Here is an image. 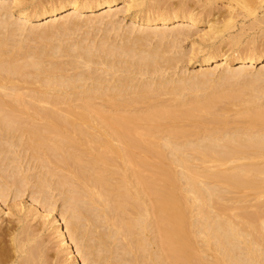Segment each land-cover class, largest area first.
I'll return each instance as SVG.
<instances>
[{"label":"bare ground","instance_id":"6f19581e","mask_svg":"<svg viewBox=\"0 0 264 264\" xmlns=\"http://www.w3.org/2000/svg\"><path fill=\"white\" fill-rule=\"evenodd\" d=\"M29 1L0 0V264H45L38 230L50 226L70 264H264V201H257L255 212L243 205L247 194L258 200L264 196L263 105L253 95L239 101L242 106L253 104L240 110L245 122L235 126L238 122L233 121L231 127L225 114L233 106L231 99L243 94H225L220 87L211 96L198 94L202 85L215 83L208 71L191 75L189 82L181 78L177 85L153 79L156 86L150 80L137 85L136 78L128 77L161 74L176 64L166 54L171 50L159 42L191 37L212 8L199 12L184 3L177 10L163 9L156 2L154 10L148 0ZM258 8L259 17L257 11H244L254 18L251 27L263 29L264 3ZM95 11L103 13L87 18V24L110 25L114 31H120L114 18L134 11L129 32L143 25L148 27L146 36L127 34L131 37H124L122 44L107 38L99 46L73 41L69 32L79 29V17ZM227 19L232 23L236 16L229 13ZM35 20L46 22L53 37H64L66 43L59 39L54 44L47 32L49 36L39 33L38 39L27 40H35L31 44L17 39ZM201 35L209 43L191 51L202 55L201 69L238 66L221 76L223 85L264 61V48L237 51L239 36L232 38V54H221L216 41L223 35L217 26L211 24ZM153 36L161 40L156 46ZM63 57L70 59L72 70H83L70 74L67 61H60ZM104 75L112 76L109 83ZM199 75L208 76L200 80ZM256 82H264V67L242 84L264 95ZM167 94L169 101H161ZM223 99H230L226 111L212 112ZM25 142L32 161L46 168L37 181L31 176L35 182L30 180L31 168H23ZM29 189L45 204V214L18 200ZM55 190L65 195L60 218L50 208ZM233 192L242 194L236 195L237 202L232 198L244 207L237 205L240 214L227 206V195ZM31 220L41 226L33 227ZM153 228L158 244L150 241Z\"/></svg>","mask_w":264,"mask_h":264},{"label":"rangeland","instance_id":"374dc122","mask_svg":"<svg viewBox=\"0 0 264 264\" xmlns=\"http://www.w3.org/2000/svg\"><path fill=\"white\" fill-rule=\"evenodd\" d=\"M8 2H9V0H7ZM28 0H25V2H27ZM34 2H39L40 0H33ZM142 1V0H141ZM144 1V0H143ZM147 1V0H146ZM148 1H150V4L153 6V3H155V5L156 6H158V4H159V6L157 7V8H159L160 6H161V4H162V6L160 7V8H163V9H168L169 7V9H175V10H177L178 8H176V7H179L180 5H184V3H186L185 5L187 6V4H189L188 6H190V5H192V6H195L194 8H196L197 7V9H200L199 10V12L200 11H203L204 9H205V11H208L209 9L211 10V8H212V11H210L209 13H210V16H208L207 18H206V20L204 21V22H202L201 24H199V25H197L195 28H193V31L195 32V34H193L191 37H185V36H181V39H179V40H174V39H166V40H164V41H162L163 43H161V42H159V41H161L160 40V38L159 37H152V40L151 41H153V43H155V42H157V39L159 38V40H158V42L160 43H157V44H159V45H163L164 43V48L165 47H167V48H165V49H167V50H171V52H170V54H169V52H167L166 54H168L167 56L168 57H170V56H172V58L174 59H172L173 60V62L174 63H176V64H173L172 63V65H169V68H167L163 73H158L157 75L156 74H154V75H141L140 76V74H138V75H136V74H131V75H128V77H129V80L133 77V79L134 78H136L135 79V81H134V84L136 83L137 85H140L141 83L139 82V81H144V82H146V80L148 81V83H149V80L151 81L152 79L154 80L153 82H156V83H161V82H165V81H167V80H170L171 82H172V84L173 85H177L178 83H179V80L181 79V78H185V79H187V81L189 82L190 81V76L191 75H193V74H197V73H199V72H203V71H208V72H210V74H209V78L210 79H214V81H215V83H217V84H215V83H210L211 81H209V82H207L206 84H204V85H202V87H201V89H202V91L199 93L198 92V94H207V95H209V96H211L210 94H212V95H214L213 94V92H214V90H217V88L218 87H220L219 89H222L223 91H224V93L225 94H228L229 93V95L231 94H236L237 96L239 95L238 94V92L241 94H243V96H241L240 98L238 97V98H236V100L235 99H231V104L233 105V106H231L230 104V106H231V108H230V110H228V112H226V117L227 118H229L228 119V121L230 122L229 124L231 125L232 124V122L233 121H235V122H238V123H235L234 125L236 126V124H240V123H242V122H240V121H243V120H245V117H242L241 115H239V114H241V112H240V110L242 109L243 110V108L242 107H244L245 108V106H247V105H250L249 103L248 104H243V106L240 104V102L239 101H241V100H243V99H246V98H248V96L249 95H253L254 97H256V104L258 105V104H260V105H263V108H264V95H263V93L262 92H257L256 90H254L253 92H251V89H249L248 87H244V86H242V84H245V83H247V82H250L251 80H253L254 79V77H256L257 75H258V72L264 67V61L263 62H260V63H256V64H254L253 65V67L252 66H248V72L246 73V74H244L243 76L241 75V77L240 78H238L235 82L234 81H229L228 83L227 82H225L224 83V85H223V82L224 81H220V78H221V76L224 74V73H226V70L228 69V70H236V68H238V66L237 65H235V64H233V65H231V67L230 66H228V67H219V68H216V66H215V64H213V65H211V66H208L207 67V70H204V69H201L199 66H198V64H199V61H200V56H202L201 54H199V56H194L193 55V53L191 52L192 51V49H193V47L194 48H198L199 46L201 47V46H204V45H207V43H209V42H207V41H205V39H203V38H201L200 36H202L201 34H204V32H206V31H208L209 30V26L212 24V25H214V26H217L219 29H221V32H222V35H223V37L222 38H219V39H217V41H216V45H219L220 46V50H221V54H223V53H225L226 51H227V54H232V49L234 48L232 45V38L233 37H236V36H239L241 39H242V41H241V44L240 45H238V46H236L235 48L237 49V51L238 50H240V51H246V50H252V49H254V50H257V49H263L264 48V34L262 33V30L264 29V25L262 26L263 27V29L262 28H259V27H251V25H252V21L254 20V18H253V16H247V13H246V11H244V9H245V7L246 8H249V10L248 11H250V12H252V13H255V11H257L256 12V14L258 13V12H260V10H259V8H258V5L260 4V3H264V1L263 0H148ZM159 1V2H158ZM29 2H31V0L29 1ZM28 2V3H29ZM156 2L158 3V4H156ZM209 3V4H208ZM147 4L149 5V2H147ZM204 4V5H203ZM155 5L153 6V9H154V7H155ZM164 5V6H163ZM178 5V6H177ZM199 5H201V6H199ZM202 5H203V7H202ZM191 6V7H192ZM204 6H206V7H204ZM209 7V8H208ZM197 9H196V11H197ZM155 10V9H154ZM244 11V12H243ZM247 11V12H248ZM243 12V13H242ZM103 12L102 11H95V13L93 12V13H84V14H82V16H80L79 17V21L78 22H80V24H81V26L80 25H78V27H76V28H79V29H77V31H76V33H75V30L73 29L71 32H69L70 33V35L69 36H71L74 40L73 41H75V42H77V40L79 41V40H81V41H83L84 42V45H88L89 43V45H93V44H97L98 46L101 44V42H103L104 41V39H107L108 38V41H109V43H116V44H122V42H123V40L122 39H124V42H125V38H126V36H128V37H131V36H129V35H127V34H130V35H138L137 37H139V35L140 36H146L145 34H146V30H148V27H144L143 25H142V27H141V25H138V27L136 26L135 27V32L133 31L132 33L131 32H129V27L131 26L130 25V23H131V21H132V19H133V15H134V11L133 12H123V13H119L114 19H116V24H119L120 25V31H119V29L115 32L114 30H110V29H113V28H111V26L109 25H107V26H104V25H99L98 23L97 24H95L94 25V27H93V25L91 26L90 25V23L89 24H87V22H86V19L87 18H91V17H97L98 15H100V14H102ZM133 13V14H132ZM229 13H233L235 16H236V20H235V22L233 21L232 23L231 22H229L228 21V19H227V16L229 15ZM246 13V14H245ZM241 14H245L247 17H245V19H244V17H241L242 15ZM238 15H240V16H238ZM257 16L259 17L260 15H259V13L257 14ZM2 17V18H1ZM0 17V22L3 20V16H1ZM59 18V17H58ZM2 19V20H1ZM217 19H218V21H217ZM13 20L14 21H17L18 22V20H17V17H14L13 18ZM212 22H210V21ZM213 20V21H212ZM215 20V21H214ZM210 22V23H209ZM214 22V23H213ZM46 22H44V21H41V22H38V21H31L30 23H27V27H29L28 28V30H26L25 32H24V34H22V35H20L19 37L17 36L16 38L18 39V38H20V40L22 39V41H23V39H24V41H25V43L24 44H26V43H28V41H30L31 39H38V35L37 34H39V33H48V34H51L52 35V37H53V34H52V32L50 31L51 30V28H49V27H46L45 24ZM85 23V24H84ZM79 24V23H78ZM243 25H245V26H243ZM87 26V27H86ZM91 26V27H90ZM32 27H34V28H32ZM143 27H144V29H143ZM173 27H176V24H173V25H170V27L169 28H172L173 29ZM242 27H243V29H242ZM31 28H32V31H33V33H32V31H30L31 30ZM159 28V27H158ZM166 28V27H165ZM164 28V29H165ZM168 28V29H169ZM163 29V30H164ZM167 29V28H166ZM141 30H144V32L142 33L141 32ZM0 31H1V29H0ZM74 31V32H73ZM3 32L5 33L6 31L5 30H3ZM2 32V33H3ZM51 32V33H50ZM47 33H46V35H47ZM71 33H73V35H71ZM141 33V34H140ZM58 34V33H57ZM143 34V35H142ZM41 35V34H40ZM50 35V36H51ZM133 36V37H136V36ZM1 36V35H0ZM47 36H49V35H47ZM54 36H55V34H54ZM58 35H56V37H57ZM107 36H109V37H107ZM56 37L54 38H52V41H53V43L55 44L56 42H59V39L60 40H63V41H65V43H66V40H64L63 38L64 37H61V36H58V40L56 39ZM60 37V38H59ZM88 37V38H87ZM125 37V38H124ZM128 37H127V39H128ZM39 38H40V36H39ZM86 38H87V40H86ZM110 38H112V39H110ZM115 38V39H114ZM187 38V39H186ZM57 41H56V40ZM70 40H71V38H69ZM83 39H85V40H83ZM28 40V41H27ZM55 40V41H54ZM69 40V41H70ZM119 40V41H118ZM121 40V41H120ZM23 41V42H24ZM27 41V42H26ZM33 41V40H32ZM32 41L31 42H29L30 44L32 43ZM35 41V40H34ZM33 41V42H34ZM38 40H36V42H37ZM72 41V40H71ZM80 41V42H81ZM107 41V40H106ZM117 41V42H116ZM166 41V42H165ZM173 41V42H172ZM174 41L177 43V45H175L176 43H174ZM35 42V43H36ZM41 42V40H39L38 41V45L40 46V45H42V43L41 44H39ZM172 42V43H171ZM28 43V44H29ZM60 43V42H59ZM86 43V44H85ZM112 43V44H113ZM153 43H152V45H153ZM27 44V46H29ZM37 44H34L33 43V46H35V47H38V46H36ZM56 44H58V43H56ZM81 44V43H80ZM83 44V43H82ZM81 44V45H82ZM84 45H82V46H84ZM161 45V46H162ZM170 45V46H169ZM174 45V46H173ZM33 46H31V47H33ZM94 46V45H93ZM154 46H156V43H155V45ZM153 46V47H154ZM161 46H159V47H161ZM162 46V47H163ZM169 46V47H168ZM30 47V48H31ZM101 47V46H100ZM100 47H99V49H100ZM161 47V49H163ZM171 47V48H170ZM34 48V47H33ZM148 48H151V47H148ZM35 49V48H34ZM206 49V48H205ZM246 53V52H245ZM174 55V56H173ZM64 58V59H63ZM60 61H62L63 62V60H65V61H67V63L69 62V58H66V57H63ZM220 58H222V57H220ZM177 59V60H176ZM63 63H65V65H66V62H63ZM69 66V67H68ZM170 66H171V68H170ZM67 67L68 68H70L71 66L69 65V63H68V65H67ZM82 67V66H81ZM95 67V66H94ZM93 67V69H95ZM168 67V66H167ZM231 68V69H230ZM71 69V68H70ZM72 70V69H71ZM83 70V68H79L78 70H76L77 72L78 71H82ZM85 70V69H84ZM76 71H74V70H72L71 72H70V74L71 73H74V72H76ZM97 74H95V73H93L92 75H98L99 73L98 72H96ZM100 76H102L101 74H99ZM119 76H126V75H122V74H118ZM117 75V76H118ZM104 76H106V75H104ZM109 76V75H108ZM136 76V77H135ZM206 76V75H205ZM207 76L206 77H204L203 75H199V79L201 80H204V79H207ZM103 77V76H102ZM110 77H112V76H109L108 78H107V76H106V81L108 82V79H110ZM122 77V78H123ZM104 78V77H103ZM104 79V80H105ZM133 79H131V80H133ZM189 79V80H188ZM218 80V81H217ZM112 81H113V79H112ZM158 81V82H157ZM90 82V81H89ZM107 82H105V83H107ZM138 82H139V84H138ZM143 82V83H144ZM152 82V81H151ZM150 82V83H151ZM153 82L151 83V84H153ZM170 82V83H171ZM175 82V83H174ZM178 82V83H177ZM222 84H221V83ZM109 83V82H108ZM107 83V84H108ZM111 83V82H110ZM142 83V84H143ZM218 83H220L219 84V86H218ZM257 83V82H256ZM155 84V83H154ZM153 84V85H154ZM214 84V85H213ZM256 86H255V88L256 89H258V90H260V88H262V87H264V82H258L257 84H255ZM154 86H156V85H154ZM229 89H231L230 91H229ZM26 91V90H25ZM188 90H186L185 92H184V94H186V92H187ZM242 91V92H241ZM228 92V93H227ZM246 93V94H245ZM250 93H252V94H250ZM187 94H189V93H187ZM187 96V98H188V96L189 95H186ZM185 96V97H186ZM190 97V96H189ZM161 98V101H162V99H163V102H168L169 101V99H170V95H163V96H161L160 97ZM189 99H191V98H188L187 100H189ZM223 100H225V99H223ZM230 99H228V101H229ZM228 101H223V102H221V100H220V102L221 103H218L217 104V108L215 107V108H213V110H211L212 112L213 111H215V109H216V111H218L220 108V110H222L223 109V111L225 110L226 111V109H224L223 107H224V105H225V103H227ZM234 101H235V103H234ZM98 103H101L102 104V102H101V100H98L97 101ZM95 103H96V101H95ZM171 103H172V101H171ZM171 103H169V104H171ZM228 103H230V102H228ZM97 104V103H96ZM100 104V105H101ZM235 104V105H234ZM253 104V103H252ZM251 104V105H252ZM255 104V105H256ZM100 105H98V106H100ZM142 105V104H141ZM141 105H138L139 107L141 106ZM143 105H145V104H143ZM142 105V106H143ZM226 106V105H225ZM241 106V107H240ZM259 106V105H258ZM139 107H136V108H139ZM144 107V106H143ZM143 107H140V108H142L143 109ZM146 107V106H145ZM262 107V106H261ZM139 108V109H140ZM186 108V107H185ZM184 108V109H185ZM226 108V107H225ZM142 109H140V110H142ZM215 111V112H216ZM222 111V112H223ZM219 113H220V111H218ZM240 112V113H239ZM225 113V112H224ZM203 115V114H202ZM203 116H205V115H203ZM207 116H209V115H206L204 118H207ZM210 117V116H209ZM208 117V119H209V121H210V118ZM201 118H203L202 116H201ZM244 118V119H243ZM205 120V119H204ZM231 120V121H230ZM206 121H208L207 119H206ZM208 121V122H209ZM243 122H245V121H243ZM187 123V122H186ZM189 123V122H188ZM234 123V122H233ZM230 125H229V127L228 128H231V127H233V124L231 125V127H230ZM237 125V126H238ZM232 130H233V128H231ZM193 139V138H192ZM18 142H19V140H17ZM17 142V143H18ZM19 145H20V143H18ZM24 145H25V147H24ZM23 145V147L22 146H20V148L19 149H21V147L23 148V149H25V151L27 150V144H26V142H25V144ZM22 150V149H21ZM24 150H22L20 153H21V156H23L24 158H22V160H23V168L26 170V169H28V168H31V170L29 171V175H30V180L32 179V177H33V180H35V181H37V178H39V176L38 175H42V172L44 171L45 172V170H46V168H42L43 166H41V162H38L37 163V161L36 160H34V161H32L33 159H31L32 158V154L31 153H29L30 151H28L27 150V152H23ZM243 163H244V161H242ZM38 165V166H37ZM40 166V167H39ZM176 170L178 171V170H180L179 168H176ZM26 172V171H25ZM27 174H28V172H26ZM59 173V172H58ZM60 174H62V173H60ZM60 174H58V175H60ZM32 176V177H31ZM37 177V178H36ZM55 179H57V177H54ZM33 180H31V181H33ZM35 181H33V182H35ZM57 182V181H56ZM37 183V182H36ZM36 183H32L33 184V186H35L36 187ZM34 187V188H35ZM55 187V186H54ZM33 188V187H32ZM31 188V189H32ZM34 188L32 189V190H34ZM36 189V188H35ZM233 193H235V195L234 194H232V193H229V195H227L230 199H228V201H227V199H225L224 200V203H225V201H227L228 202V204H227V206L229 205L230 206V208L232 209V208H234V210L232 211L234 214H237V213H239V209H237V208H239L240 206H237V205H241L240 204V201H238V204H236L235 202H237L236 200H235V198L238 200V198L237 197H241L242 196V194L241 193H239V194H236V192H233ZM230 194H231V196H230ZM51 195H53V197H52V199H51V202L54 204V205H51V207L50 208H52L53 210H54V216H56V217H58V218H60V216H61V214H63V213H65V210H66V208H65V202H64V200H65V195L64 194H59V192H58V190L56 191H52L51 192ZM236 195H237V197H236ZM226 196V197H227ZM246 196H248V197H246L245 199H246V202L245 203H243V205L245 206V204H246V206L249 208H246V206H245V209H248V211H254V210H256L255 209V207H257L258 206V202H260V200H261V203L260 204H263L262 203V201H264V198H262V197H264V196H261V199L259 198V200H258V198H256V196L254 195V194H247ZM249 196H250V198H249ZM239 197V198H240ZM255 198V200H254V198ZM32 198H36V200H38V201H41L40 203H37L38 201H33V199ZM235 200V202H233L234 200ZM19 201H21L22 202V204L23 205H26L27 207H29V205L31 206H35L36 208H37V210L38 211H40L41 213H43V214H45L46 213V210H45V208L46 207H44V205H42L43 203H42V200H40V197L38 196V195H36V194H32L31 193V190L29 189V191H26L25 192V194L20 198V199H18ZM248 200V201H247ZM230 201H232V202H230ZM258 201V202H257ZM36 202V203H35ZM13 205L14 204V201L12 200V201H10L9 202V205ZM221 204H223V200L221 201ZM233 204H235L236 206H234ZM1 205L3 206V208L6 210L7 208H8V203L7 204H3V203H1ZM225 205H226V203H225ZM257 205V206H256ZM26 206H24V207H26ZM232 206V207H231ZM242 206V205H241ZM260 206V205H259ZM26 207V208H27ZM49 207V206H48ZM243 207V206H242ZM242 207H240V208H242ZM244 208V207H243ZM258 208V207H257ZM243 210V209H242ZM241 210V211H242ZM16 212V211H15ZM255 212V211H254ZM232 213V214H233ZM241 213V212H240ZM239 213V214H240ZM233 214V215H234ZM155 218V217H154ZM152 220H154V219H152ZM32 222V225H33V227H35V228H37L38 229V227H40L41 226V224H39L40 223V221H38V220H31ZM0 223H1V221H0ZM29 224H30V222H29ZM150 236V241H152L154 244H158L157 243V239H158V237H157V234H156V232L154 231V228H153V230H152V234H150L149 235ZM37 242L38 243H42L41 245L43 246L42 248H44V253H43V256H42V261L45 263V264H70V260L68 259V257L66 256L67 254L65 253V251L61 248V246H60V244H59V239L56 237V233H55V230L50 226V227H48V229H46V230H44V231H42V230H38V238H37ZM152 243V244H153ZM44 257V258H43ZM169 260V259H168ZM168 260L166 261V263L168 262ZM170 262V261H169ZM169 264V263H168ZM172 264V263H171Z\"/></svg>","mask_w":264,"mask_h":264}]
</instances>
